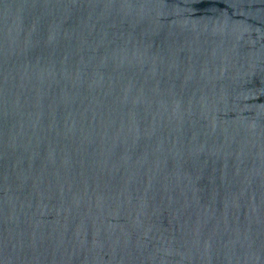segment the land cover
Segmentation results:
<instances>
[{
	"label": "water",
	"instance_id": "1",
	"mask_svg": "<svg viewBox=\"0 0 264 264\" xmlns=\"http://www.w3.org/2000/svg\"><path fill=\"white\" fill-rule=\"evenodd\" d=\"M0 264H264V0H0Z\"/></svg>",
	"mask_w": 264,
	"mask_h": 264
}]
</instances>
